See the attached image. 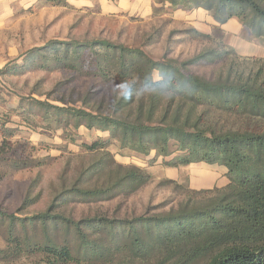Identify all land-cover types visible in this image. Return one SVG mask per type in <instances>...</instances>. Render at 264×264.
Here are the masks:
<instances>
[{
    "label": "trees",
    "instance_id": "1",
    "mask_svg": "<svg viewBox=\"0 0 264 264\" xmlns=\"http://www.w3.org/2000/svg\"><path fill=\"white\" fill-rule=\"evenodd\" d=\"M46 1L66 5L68 0ZM156 3L185 12L202 10L218 30L237 20L264 48V0ZM190 32L202 39L210 37L198 29ZM223 44L183 61L165 57L156 61L140 49L100 39L50 42L44 47L57 66L89 69L105 82L133 81L140 89L146 81L165 82L170 92H148L147 99L153 109L160 96L167 95L170 113L156 124H143L84 107L28 102L27 109L42 112V122L55 131L84 127L107 132L109 138L82 145L85 151L103 152L101 158L77 171L70 186L60 189L44 211L24 217L0 211L5 245L0 258L16 261L35 256L42 264H264V58L241 59ZM202 64H223L224 71L208 79L191 70ZM6 71L4 66L0 74ZM113 141L120 149L145 157L154 153L150 163L161 159L166 169L224 168L227 184L195 190L189 183L164 179L182 198L166 213L131 221L99 214L75 219L72 205L126 198L151 181L145 169L111 159L106 149ZM107 168L117 170L111 182L87 185Z\"/></svg>",
    "mask_w": 264,
    "mask_h": 264
},
{
    "label": "rangeland",
    "instance_id": "2",
    "mask_svg": "<svg viewBox=\"0 0 264 264\" xmlns=\"http://www.w3.org/2000/svg\"><path fill=\"white\" fill-rule=\"evenodd\" d=\"M143 4H135V0H68L66 5L46 0H0V70L7 66V71L0 74V211L18 212L22 217L44 211L60 189L70 186L77 171L101 158L103 152H88L82 145L109 138L107 132L84 127L77 131H55L53 125L42 122V112L27 109L31 100L84 107L93 113L143 124H156L170 113L167 95L160 96L158 105L150 109L148 92L141 91L133 81L126 82L134 90L128 100L115 92L120 82H105L89 69L72 71L61 64L57 66L49 48H44L50 42L108 40L140 49L156 61L164 57L187 60L222 42L233 49L230 36L234 33L225 35L214 25L209 29L202 26L207 23L202 10L190 16V12L172 10L153 0L148 12L143 10ZM194 29H203L200 32L210 37L196 36L190 32ZM237 36L234 50L241 59L260 57L256 47L264 48L248 29L243 27ZM191 70L211 79L223 72L224 66L202 64ZM153 78L158 81L159 75L154 73ZM106 151L117 164L145 169L151 181L126 198L72 205L70 214L75 219L99 214L131 221L135 217L166 213L182 198L164 179L201 189L225 182L216 167L190 165L166 169L161 159L150 163L154 153L145 157L120 149L115 141ZM116 174V168H107L93 175L87 185L111 182ZM26 202L31 204L22 209ZM4 246L0 237V249ZM0 264L42 262L30 256L16 261L0 258Z\"/></svg>",
    "mask_w": 264,
    "mask_h": 264
},
{
    "label": "crops",
    "instance_id": "3",
    "mask_svg": "<svg viewBox=\"0 0 264 264\" xmlns=\"http://www.w3.org/2000/svg\"><path fill=\"white\" fill-rule=\"evenodd\" d=\"M140 2H144V4H143V7H144L143 10H146L148 12H151L152 6H153V4H152L153 3V0H135V4H138L139 5ZM194 13H195V11L193 13L190 12L188 14L190 16L191 15L193 16ZM184 14H186V13H184ZM204 14H205L204 16L206 17V22L207 23H204V24H201V25L204 26L205 28L209 29L213 25H215V23H214L213 19L209 15H207L205 12H204ZM198 30L203 31V29L202 30L201 29H198ZM220 30L223 31L225 35H229V33H234V34H232L230 36V41H232L231 42L232 43L231 47H233V49H236L235 48V43H237L238 40H239V37L237 36V34L239 32H241V31H243V27L241 26V24L237 20H234L233 19V20H230L229 22H227L226 24L222 25L220 27ZM256 54H257V56L259 55L260 57H264V49H262L261 47H256ZM248 56H251V55H248ZM203 166H205V165H203ZM206 167H211V166H206ZM212 167H216V166H212ZM216 168H218V169L221 170V174H222V177H223V179H224L225 182L222 185H218V186L217 185H214L211 188H213L215 186L216 187H222V186H224V185L227 184V179L225 177V173H226L225 169L224 168H220V167H216ZM190 187L192 189H195V190H201V188H194L191 185H190ZM211 188H209V189H211Z\"/></svg>",
    "mask_w": 264,
    "mask_h": 264
},
{
    "label": "clouds",
    "instance_id": "4",
    "mask_svg": "<svg viewBox=\"0 0 264 264\" xmlns=\"http://www.w3.org/2000/svg\"><path fill=\"white\" fill-rule=\"evenodd\" d=\"M156 90H160L162 92H164V91L170 92L171 91L170 88L166 89L165 82H163V81L157 82V83H152L150 81H146L145 84L143 85L142 89H141V91H143V92H153ZM115 92L119 96H122L128 100H131L133 97L134 90H133L132 86H130L129 84L124 82V83H118L116 85Z\"/></svg>",
    "mask_w": 264,
    "mask_h": 264
}]
</instances>
